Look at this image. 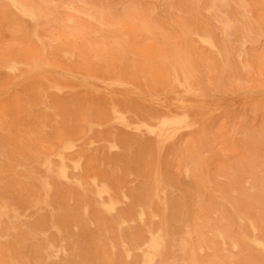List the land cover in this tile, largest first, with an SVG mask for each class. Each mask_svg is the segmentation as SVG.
<instances>
[{
    "label": "bare ground",
    "instance_id": "obj_1",
    "mask_svg": "<svg viewBox=\"0 0 264 264\" xmlns=\"http://www.w3.org/2000/svg\"><path fill=\"white\" fill-rule=\"evenodd\" d=\"M66 14V25L72 26L80 13L70 8ZM61 19L33 0H0V21L28 27V47L22 55L0 49V152L5 150L9 157L3 161L0 156V176L9 188L8 196L0 194V264H29L22 253L29 241L48 258L63 251L59 237L49 240L45 234L51 226L44 214L53 197L67 201V212L74 201L84 214L109 219L132 198L118 224H137V264H174L176 253L188 244H177L169 230V200L199 201L206 186L176 197L166 170L176 157L178 170L190 174L192 152L197 141L203 142L195 137L181 149L178 140L198 126L207 131L222 115L223 108L209 99L218 95L216 78L207 83L199 70L206 65L223 70L233 66L221 58L217 35L197 22L189 21L173 37L154 33L143 20L112 32L95 26L89 38L104 49L93 55L95 45L88 41L70 39L55 49L48 46L41 23ZM255 31L264 36L259 26ZM232 93L264 110V85L258 91ZM256 93L260 98H253ZM130 159L139 166L142 162L143 170L116 175ZM131 182L139 183V191H133ZM29 213L38 217L34 225L26 219ZM205 224L216 241L214 261L241 264L236 257L251 255L264 264V222L243 215L232 226L211 230L208 221ZM101 256L104 264H131L130 251L119 238L100 248ZM189 264H197L194 255Z\"/></svg>",
    "mask_w": 264,
    "mask_h": 264
},
{
    "label": "rangeland",
    "instance_id": "obj_2",
    "mask_svg": "<svg viewBox=\"0 0 264 264\" xmlns=\"http://www.w3.org/2000/svg\"><path fill=\"white\" fill-rule=\"evenodd\" d=\"M45 5L62 17L60 23H41V30L49 47L63 46L70 39L78 44L88 41L95 45L93 55L102 53L104 47L89 38L95 26L102 31L126 29L133 22L143 20L152 26L154 33L173 37L189 21L207 25L222 43L220 54L229 60L233 69H214L206 65L199 70L207 83L216 78L219 87L217 96L210 101L222 107V115L209 123L205 131L198 126L194 131L183 134L178 147L186 148L195 137L197 141L190 159L192 171L186 175L178 170L179 160L174 157V166L165 170L173 183L171 190L176 197L188 190L204 188L206 194L199 201L186 202L176 198L169 200V230L177 244L187 242V246L176 253L174 264H189L192 255L197 264H220L214 261L216 241L211 230L221 224L233 225L237 216L247 215L264 222V110L244 95L233 94V90L262 89L264 85V36L255 27L264 29V0H33ZM70 8L79 11L76 23L66 25V12ZM66 11V12H65ZM139 25V24H138ZM153 33V32H152ZM85 35L88 38L85 40ZM28 27L24 22L0 21V49L17 51L23 54L28 47ZM208 54H205L207 57ZM235 60L237 63H235ZM53 76L57 75L52 73ZM260 93L253 98H260ZM212 119V117L210 118ZM76 126V121H73ZM51 131V127H48ZM3 161L9 157L5 150L0 152ZM128 169L131 173L143 170L137 161L130 159L121 165L116 175L122 176ZM132 179V176H130ZM133 191H139V183L131 182ZM0 194H9L7 184L0 176ZM214 196L211 199V196ZM129 197L118 209L107 215L85 214L78 204L71 202L67 212V201L54 197L44 214L51 228H45L46 238L59 237L64 244L63 251L54 257H45L35 251V243L29 241L22 253L29 264H104L97 254L105 244H116L118 238L125 249L130 251L129 262L137 264L140 257L141 242L137 239L135 222L123 225L122 210L132 204ZM185 204V205H184ZM29 224L34 225L38 217L34 213L27 216ZM65 221L69 225H65ZM115 221V225H111ZM89 228H86L85 226ZM106 233L97 235L96 230ZM118 232V236L116 235ZM241 264H258L252 256L236 257ZM118 264H122L119 262Z\"/></svg>",
    "mask_w": 264,
    "mask_h": 264
}]
</instances>
